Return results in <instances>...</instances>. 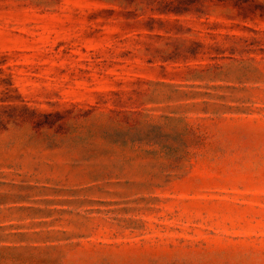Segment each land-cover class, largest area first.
I'll use <instances>...</instances> for the list:
<instances>
[{
	"label": "rangeland",
	"instance_id": "rangeland-1",
	"mask_svg": "<svg viewBox=\"0 0 264 264\" xmlns=\"http://www.w3.org/2000/svg\"><path fill=\"white\" fill-rule=\"evenodd\" d=\"M0 264H264V0H0Z\"/></svg>",
	"mask_w": 264,
	"mask_h": 264
},
{
	"label": "trees",
	"instance_id": "trees-1",
	"mask_svg": "<svg viewBox=\"0 0 264 264\" xmlns=\"http://www.w3.org/2000/svg\"><path fill=\"white\" fill-rule=\"evenodd\" d=\"M154 144H155V143H152V144H150V145H148V146H149V147H153V146H154Z\"/></svg>",
	"mask_w": 264,
	"mask_h": 264
}]
</instances>
